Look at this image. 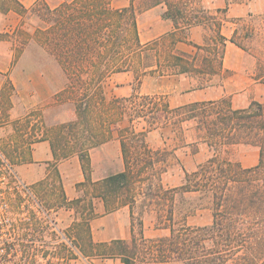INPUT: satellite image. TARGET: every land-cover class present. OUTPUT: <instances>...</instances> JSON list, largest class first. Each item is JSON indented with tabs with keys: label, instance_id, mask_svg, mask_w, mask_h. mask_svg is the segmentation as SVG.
<instances>
[{
	"label": "trees",
	"instance_id": "trees-1",
	"mask_svg": "<svg viewBox=\"0 0 264 264\" xmlns=\"http://www.w3.org/2000/svg\"><path fill=\"white\" fill-rule=\"evenodd\" d=\"M113 1L63 0L50 7L37 0L28 9L20 0H0V13L15 9L36 26L33 40L51 54L63 80L58 94L76 99L77 120L70 127L82 128L86 141L81 146L98 147L117 134L124 169L93 183L109 209L129 207L133 234L97 251L124 264H264V101H252L244 109H234L229 98L171 107L161 95L134 91L129 97L108 100L104 92L106 80L123 72L133 73L138 82L147 75H189L198 79L199 86L207 84L223 69L227 38L221 34L219 15L225 10L210 14L201 6L195 12L191 0H129L123 8H115ZM158 6L166 7L164 17L177 29L207 27L211 32L207 43L194 45V53L177 49L175 33L143 43L138 16ZM231 42L244 49L236 32ZM138 121H144L141 130ZM125 122L128 126L122 127ZM166 129L174 131L181 145L199 149L205 144L213 155L195 170L185 171L182 185L163 190L160 196L154 193L156 171L166 159L158 160L159 152L149 147L146 138ZM239 145L258 148L256 166L245 168L230 157ZM53 150L57 160L72 156L68 147L61 150L54 142ZM88 152L84 148L76 152L85 175ZM90 182L86 175L79 187ZM143 184L150 189V205L166 203L159 212L150 210L161 214L158 227L169 230L166 237L146 238L143 219L138 220V234L134 231L131 206ZM202 207L211 210V224L190 225L187 218ZM179 214L184 218L177 221Z\"/></svg>",
	"mask_w": 264,
	"mask_h": 264
},
{
	"label": "crops",
	"instance_id": "crops-1",
	"mask_svg": "<svg viewBox=\"0 0 264 264\" xmlns=\"http://www.w3.org/2000/svg\"><path fill=\"white\" fill-rule=\"evenodd\" d=\"M20 1L24 4L22 0ZM199 3L210 14H217V10H225V13L219 15L223 22L221 34L227 38L222 71L209 79L210 81L204 86H199L198 79L189 75H147L137 83L141 88L146 85L153 86L151 93L147 92L146 95H164L171 107L223 98H229L234 109L247 108L252 101L262 103L264 68L262 70L261 67L264 65V55L237 46L231 42V38L236 32L238 40L245 22L264 18V0H199ZM128 5L129 1L123 7ZM24 6L28 8L25 4ZM165 12V6H158L139 14L137 24L143 43L168 37L173 33L179 40L177 49L183 52L194 53L196 51L194 45L207 43L211 34L207 27L196 25L189 29H177L173 21L164 17ZM18 14L14 10L5 14L13 29L20 22ZM4 49L6 47L0 46V91L3 82L10 79L16 87L17 95L14 106L6 111L5 118H0V148L10 151L11 157L13 154L14 157L16 156L15 159L20 162L18 170L26 181L38 187H49L50 198L57 203L63 224L78 227L76 229L78 232L81 227L88 229L89 226V242L93 244V252L87 255L79 249L80 255L65 264H124L120 258L104 255L98 252L97 248L115 240L131 239L133 219L129 207L109 209L103 198L94 193V189L90 186L79 187L86 182L83 163L79 156L73 155L57 160L53 150V139L39 128L40 111L31 115L40 105L51 102L60 89L61 79L56 73L54 74L52 67L26 69L25 56L17 59L16 53ZM46 70H51V77ZM135 80L131 72L113 74L109 78L114 84L113 97L126 98L132 95ZM1 112L2 110L0 114ZM109 145L115 147L117 151L115 156L119 162L118 140L105 143L98 154L103 155L101 152L105 154ZM237 161L245 168L256 166L259 163V152L251 164L248 163L244 153ZM123 169L124 166L119 162V168L112 174L119 173ZM52 170L56 173L57 184H51ZM161 234L159 229L150 230L147 222L144 221L146 238H157Z\"/></svg>",
	"mask_w": 264,
	"mask_h": 264
},
{
	"label": "rangeland",
	"instance_id": "rangeland-1",
	"mask_svg": "<svg viewBox=\"0 0 264 264\" xmlns=\"http://www.w3.org/2000/svg\"><path fill=\"white\" fill-rule=\"evenodd\" d=\"M24 4L30 9L32 8L37 0H22ZM50 7H54L59 4L63 0H44ZM129 0H114L113 6L115 8H121L125 4H127ZM175 2L184 1V0H173ZM192 6L195 8V12L200 10L199 0H191ZM15 11V9H14ZM16 12V11H15ZM18 13V12H17ZM19 15L20 22L18 26L13 29L9 22L7 21L5 14L0 13V46L6 47L4 50H11L13 53H16L17 59L21 56L26 57L25 68H39V67H47V69H53L54 74L60 78L59 74L55 71L57 70L53 64V59L51 58V54H49L38 42L34 41L35 37V29L36 26L32 25V23L26 18ZM244 27L241 28V32L238 36V42L247 50H252L255 53H260L264 55V18H255L251 19L244 23ZM249 28V29H248ZM54 66V67H53ZM264 68V65L261 67ZM49 71V76L51 77V70ZM127 77H125L126 79ZM61 79V78H60ZM63 80L61 79V84ZM113 82L109 81V78L106 80L104 84V92L108 98V100L113 99ZM153 86L150 87L146 85L141 88L140 84L135 80L134 91H137L139 94L146 95L147 92L151 93ZM59 92V91H58ZM55 93V96L51 99L50 103H44L37 107L31 115L39 113L40 111V120H39V128L40 130H44L45 134H49L53 139V142L63 150L64 148L70 150V154L77 155L81 148L85 150H89V161L86 162V175L90 178L91 182L85 186H90L94 189V193L99 192L98 188L94 186L93 182H97L102 180L108 175H111L119 168V162L124 166L121 148L119 149V159L117 162L116 159V149L113 145H109L108 151L103 155H99L98 151L100 150L101 144L98 147H93L92 144H87L81 146L80 143H85L82 128L80 130H72L70 127L71 122H75L77 120V114L75 110L74 101L75 97L67 94H58ZM16 87L10 79H6L3 82V87L0 91V110H2L0 114V118H5L6 111L14 106L16 101ZM164 96V95H161ZM166 97V96H165ZM167 98V97H166ZM168 100V99H167ZM97 113V111H96ZM37 124H35L36 126ZM144 125V121L136 122V126H138L139 130L142 129ZM122 127L128 126V123H122ZM35 128V127H34ZM117 134L115 133V137L112 140H118ZM146 141L149 147L155 152H159L157 157L158 160L161 161L157 167L156 173V188L154 189V193L162 196V191L168 188H175L182 185L185 171L191 172L195 170L199 165L205 163L210 157L213 155V151L205 144L199 145V149H195L194 146H183L178 141L176 134L172 129L166 130H158L153 131L147 134ZM246 145H239L231 150L229 153L230 157L234 160H239L240 155L243 153L246 154L248 163L251 164L253 160H255L258 156V148L255 147H245ZM4 150V149H3ZM5 154L11 155L6 148ZM91 153L93 154L91 156ZM6 154V155H7ZM8 156V155H7ZM8 156V157H9ZM12 156V155H11ZM10 156V157H11ZM94 156V158H93ZM9 157V158H10ZM16 157V156H15ZM14 154L11 157V160L17 165L20 162H17ZM165 170V171H164ZM57 176L54 170L51 171V184H57ZM32 184V183H31ZM162 185L163 188H160L159 185ZM37 189L40 196L51 205L52 208L58 209L56 206V202L50 198L49 187H38L33 184ZM137 192L141 193L139 195ZM150 193V189L145 184L139 185L136 189L137 201L135 204L131 206L132 211L134 213V231L136 234L139 232L138 220L143 219V221L147 222V226L150 230L153 228L161 230L162 234L160 237H166L169 235V230L159 228V221L161 222V214L156 213L159 210H163L165 208V201L159 200L158 205H150V197L148 194ZM187 196H194L189 194ZM51 197L53 195L51 194ZM112 206V205H111ZM113 207V206H112ZM151 209H156L155 212H151ZM163 213V212H162ZM184 218V215H178L177 221H180ZM187 221L190 225L193 226H204L209 225L212 222V212L208 207H202L193 214H191ZM62 228L66 231V233L75 240L76 246L84 252V254H91L93 252V247H91L89 242V233L85 227H81L78 232V227L74 225L67 226L63 224L61 221ZM80 233V234H79ZM93 246V245H92ZM103 253V252H102ZM75 258V256H73ZM181 263V262H180ZM51 264H63L58 263L56 259L51 258ZM182 264V263H181ZM232 264V263H229Z\"/></svg>",
	"mask_w": 264,
	"mask_h": 264
},
{
	"label": "built area",
	"instance_id": "built-area-1",
	"mask_svg": "<svg viewBox=\"0 0 264 264\" xmlns=\"http://www.w3.org/2000/svg\"><path fill=\"white\" fill-rule=\"evenodd\" d=\"M80 250L52 208L0 148V264H65Z\"/></svg>",
	"mask_w": 264,
	"mask_h": 264
}]
</instances>
